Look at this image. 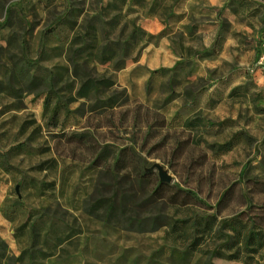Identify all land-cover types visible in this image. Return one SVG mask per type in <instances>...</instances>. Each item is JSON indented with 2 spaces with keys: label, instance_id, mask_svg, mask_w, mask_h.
Segmentation results:
<instances>
[{
  "label": "rangeland",
  "instance_id": "1",
  "mask_svg": "<svg viewBox=\"0 0 264 264\" xmlns=\"http://www.w3.org/2000/svg\"><path fill=\"white\" fill-rule=\"evenodd\" d=\"M207 3L0 0V264H264V0Z\"/></svg>",
  "mask_w": 264,
  "mask_h": 264
},
{
  "label": "trees",
  "instance_id": "2",
  "mask_svg": "<svg viewBox=\"0 0 264 264\" xmlns=\"http://www.w3.org/2000/svg\"><path fill=\"white\" fill-rule=\"evenodd\" d=\"M112 86H114V82L109 81V80H96V79H89L87 81H85L81 88L79 89L78 93H77V98L79 99H84V98H88L89 96H91L92 94H97L101 91L102 88H108L110 89ZM72 100H75V98H73ZM50 104V99H47V101L45 102V105L48 107ZM68 105V104H67ZM231 143H226L222 146L223 150L228 152L231 150ZM244 241L246 242L244 244V246H247V248L250 249H245L247 250V255L250 262H252L253 258L258 255L259 250L263 248V244H264V236L262 232L259 233H253V231H251L245 238ZM4 248L3 245L0 243V249ZM220 251V249H215V251L213 252V256L214 257H218V258H226L225 255H221L218 252ZM241 249L238 251L240 252ZM229 259H233L236 260L237 257H227Z\"/></svg>",
  "mask_w": 264,
  "mask_h": 264
},
{
  "label": "crops",
  "instance_id": "3",
  "mask_svg": "<svg viewBox=\"0 0 264 264\" xmlns=\"http://www.w3.org/2000/svg\"><path fill=\"white\" fill-rule=\"evenodd\" d=\"M208 3H207V5H208V7H215V8H222L223 6H225V4L227 3V1L228 0H206ZM247 1H250V2H254L255 3V5H257L258 3L261 5V4H263L262 2H263V0H247ZM203 5V4H202ZM206 6V4H204L203 6H202V8H204ZM195 7L197 8V9H202L201 8V6L199 5V7H197L196 5H195ZM247 29H249L248 27H247ZM230 44V42H228L226 45H225V47L226 46H228ZM260 52H261V50H260ZM254 53V52H253ZM260 54V53H259ZM257 55L256 57H257V59H255V53H254V58L253 57H251L250 58V63H248V65H250V64H253V60L255 59L256 60V62L253 64V65H251L250 66V68L251 69H254L255 67H256V63H257V61H258V57L260 56V55ZM252 74H254V72H251ZM256 80H260V77L258 76V78L256 79Z\"/></svg>",
  "mask_w": 264,
  "mask_h": 264
},
{
  "label": "built area",
  "instance_id": "4",
  "mask_svg": "<svg viewBox=\"0 0 264 264\" xmlns=\"http://www.w3.org/2000/svg\"><path fill=\"white\" fill-rule=\"evenodd\" d=\"M260 56L258 57V61L256 63V67L254 69H251V72L264 71V31L262 33V38H261V52L259 54Z\"/></svg>",
  "mask_w": 264,
  "mask_h": 264
}]
</instances>
